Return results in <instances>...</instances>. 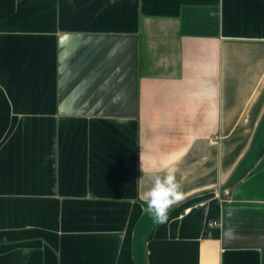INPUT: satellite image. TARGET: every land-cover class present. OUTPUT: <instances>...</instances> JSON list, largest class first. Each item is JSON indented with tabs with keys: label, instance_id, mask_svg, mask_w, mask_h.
<instances>
[{
	"label": "crops",
	"instance_id": "1",
	"mask_svg": "<svg viewBox=\"0 0 264 264\" xmlns=\"http://www.w3.org/2000/svg\"><path fill=\"white\" fill-rule=\"evenodd\" d=\"M0 264H264V0H0Z\"/></svg>",
	"mask_w": 264,
	"mask_h": 264
},
{
	"label": "clouds",
	"instance_id": "2",
	"mask_svg": "<svg viewBox=\"0 0 264 264\" xmlns=\"http://www.w3.org/2000/svg\"><path fill=\"white\" fill-rule=\"evenodd\" d=\"M141 170L143 172L142 166ZM175 171L174 168H157L148 176L150 186L144 192L143 199L146 203L145 210L154 223H167L170 209L183 200V192L176 180Z\"/></svg>",
	"mask_w": 264,
	"mask_h": 264
}]
</instances>
